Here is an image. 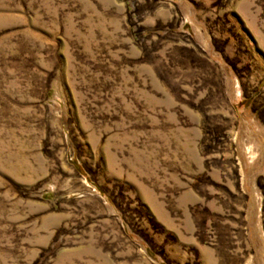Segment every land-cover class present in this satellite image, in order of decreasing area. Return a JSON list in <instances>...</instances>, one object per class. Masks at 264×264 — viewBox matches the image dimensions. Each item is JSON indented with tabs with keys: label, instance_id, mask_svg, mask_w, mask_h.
Here are the masks:
<instances>
[{
	"label": "rangeland",
	"instance_id": "obj_1",
	"mask_svg": "<svg viewBox=\"0 0 264 264\" xmlns=\"http://www.w3.org/2000/svg\"><path fill=\"white\" fill-rule=\"evenodd\" d=\"M0 264H264V0H0Z\"/></svg>",
	"mask_w": 264,
	"mask_h": 264
}]
</instances>
